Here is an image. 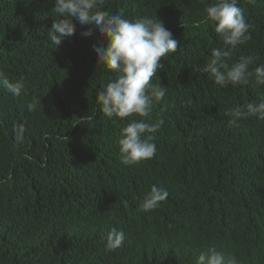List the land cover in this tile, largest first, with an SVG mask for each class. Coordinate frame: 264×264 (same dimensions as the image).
<instances>
[{
	"label": "trees",
	"instance_id": "trees-1",
	"mask_svg": "<svg viewBox=\"0 0 264 264\" xmlns=\"http://www.w3.org/2000/svg\"><path fill=\"white\" fill-rule=\"evenodd\" d=\"M211 2L105 0L110 14L156 17L178 41L153 77L166 87L152 105L153 122L164 121L156 154L127 166L121 131L139 117L109 119L95 102L116 75L96 63L103 38L82 36L77 23L55 47L51 0H0V74L24 84L20 96L0 87V264H195L210 246L235 264H264V120L228 123L233 107L264 101V86L221 88L203 72L223 46L204 22ZM239 6L251 38L226 64L254 56L255 68L264 64V0ZM152 185L169 195L143 212ZM113 228L125 240L109 251Z\"/></svg>",
	"mask_w": 264,
	"mask_h": 264
},
{
	"label": "clouds",
	"instance_id": "clouds-1",
	"mask_svg": "<svg viewBox=\"0 0 264 264\" xmlns=\"http://www.w3.org/2000/svg\"><path fill=\"white\" fill-rule=\"evenodd\" d=\"M51 2L56 19L48 30V35L55 47L75 34L77 23L81 27L87 26L81 33L82 36L88 37L95 33L104 40L101 46L94 47L96 63L116 75L96 93L95 102L100 111L109 119L116 117L121 121L139 117L131 119L121 131V163L131 166L152 159L157 151L154 133L164 124L163 119L159 118L153 122V100L160 101L166 95V87L154 84L153 77H157V71L164 68L162 60L177 51L178 41L156 17L130 20L121 14H110L103 10L105 0ZM249 2L253 3L254 0ZM205 13L204 22L215 24V33L222 38L223 46L211 50V58L203 72L221 88L228 85L247 86L250 83L264 86V64L251 68L256 59L254 56H240L231 66L226 64L233 50L251 38L250 25L246 22L239 0H212L207 4ZM193 27H199V22ZM0 87L6 88L14 96H20L24 90L22 82L12 83L2 74ZM27 108L33 111L35 102L28 103ZM228 115L231 117L228 121L231 126H237L239 120L251 116L264 120V101L233 107ZM91 118L84 117L81 122ZM23 131L22 127L17 129L14 149L19 147ZM168 195L166 189L152 185L141 200L140 210H154ZM124 240L123 231L113 228L105 237L107 250L121 247ZM195 264H235V258L229 257L226 260L223 251L210 246L198 255Z\"/></svg>",
	"mask_w": 264,
	"mask_h": 264
}]
</instances>
